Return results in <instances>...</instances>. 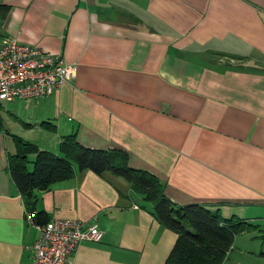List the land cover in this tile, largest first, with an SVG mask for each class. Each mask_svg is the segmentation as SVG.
Instances as JSON below:
<instances>
[{
	"label": "crops",
	"instance_id": "crops-1",
	"mask_svg": "<svg viewBox=\"0 0 264 264\" xmlns=\"http://www.w3.org/2000/svg\"><path fill=\"white\" fill-rule=\"evenodd\" d=\"M0 3L8 6L0 42L11 37L76 67L50 95L0 101V264H31L29 246L38 237L6 170L10 134L56 153L59 137L74 133L83 146L125 151L128 165L154 174L178 205L203 203L225 218H258L264 0ZM34 196L33 212L47 221H94L102 232L97 242L77 243L67 264H162L175 240L109 172L74 170ZM242 233L221 264H263L259 247L237 241Z\"/></svg>",
	"mask_w": 264,
	"mask_h": 264
},
{
	"label": "trees",
	"instance_id": "trees-1",
	"mask_svg": "<svg viewBox=\"0 0 264 264\" xmlns=\"http://www.w3.org/2000/svg\"><path fill=\"white\" fill-rule=\"evenodd\" d=\"M7 11L8 6L0 3V20ZM39 125L54 131V125L47 121ZM10 138L13 152L7 155L6 170L35 223L47 221L42 213H34L31 208L35 190H44L55 181L69 178L74 170H90L97 175L109 172L121 177L140 199V206L146 207L158 224L175 234L162 264H221L234 236L257 227L243 219L222 217L217 207L208 204L172 202L164 192V183L146 170L130 167L123 150L83 146L74 133L59 137L56 153L39 149L16 135L10 134Z\"/></svg>",
	"mask_w": 264,
	"mask_h": 264
},
{
	"label": "built area",
	"instance_id": "built-area-1",
	"mask_svg": "<svg viewBox=\"0 0 264 264\" xmlns=\"http://www.w3.org/2000/svg\"><path fill=\"white\" fill-rule=\"evenodd\" d=\"M75 71V65L65 63L58 54L4 37L0 42V101L50 95L73 78ZM25 219L38 230L37 239L29 246L31 264H67L77 243L97 242L102 235L94 221L84 224L60 218L37 224L27 211Z\"/></svg>",
	"mask_w": 264,
	"mask_h": 264
},
{
	"label": "rangeland",
	"instance_id": "rangeland-1",
	"mask_svg": "<svg viewBox=\"0 0 264 264\" xmlns=\"http://www.w3.org/2000/svg\"><path fill=\"white\" fill-rule=\"evenodd\" d=\"M28 169H30V165H28ZM258 218H254L251 221H246L249 224L257 226L255 230H251V232H244L241 234L240 238H237L239 242H251L254 243L257 247V251H261L264 253V205L260 208V212L257 215ZM252 238V239H249ZM264 258V256H262ZM264 264V259H263Z\"/></svg>",
	"mask_w": 264,
	"mask_h": 264
},
{
	"label": "clouds",
	"instance_id": "clouds-1",
	"mask_svg": "<svg viewBox=\"0 0 264 264\" xmlns=\"http://www.w3.org/2000/svg\"><path fill=\"white\" fill-rule=\"evenodd\" d=\"M13 17L15 19L17 17V13H13Z\"/></svg>",
	"mask_w": 264,
	"mask_h": 264
}]
</instances>
